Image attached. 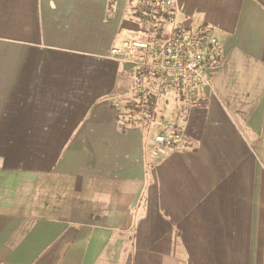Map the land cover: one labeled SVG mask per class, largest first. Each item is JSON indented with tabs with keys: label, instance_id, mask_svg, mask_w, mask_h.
Returning <instances> with one entry per match:
<instances>
[{
	"label": "crops",
	"instance_id": "1",
	"mask_svg": "<svg viewBox=\"0 0 264 264\" xmlns=\"http://www.w3.org/2000/svg\"><path fill=\"white\" fill-rule=\"evenodd\" d=\"M142 1L0 0V264H264V0H173L222 56L137 123L110 49Z\"/></svg>",
	"mask_w": 264,
	"mask_h": 264
},
{
	"label": "built area",
	"instance_id": "2",
	"mask_svg": "<svg viewBox=\"0 0 264 264\" xmlns=\"http://www.w3.org/2000/svg\"><path fill=\"white\" fill-rule=\"evenodd\" d=\"M135 36L110 49V56L125 66L132 81L134 122L149 119L154 96H176L190 106L209 85L204 69L222 56V45L208 28H193L177 21L173 0H145L137 5ZM151 119V118H150ZM145 122V121H144ZM154 141L166 148L185 147L189 138L170 121L155 125Z\"/></svg>",
	"mask_w": 264,
	"mask_h": 264
},
{
	"label": "rangeland",
	"instance_id": "3",
	"mask_svg": "<svg viewBox=\"0 0 264 264\" xmlns=\"http://www.w3.org/2000/svg\"><path fill=\"white\" fill-rule=\"evenodd\" d=\"M131 37V36H130ZM129 37H127L126 35L125 36H123V39H128ZM164 100V99H163ZM163 104H164V102H160L159 101V107H163ZM163 109H164V107H163ZM181 110V106L179 105V103L175 100V99H171L170 100V104H169V106H166L165 107V109H164V112H165V119L167 120V121H170V122H174L176 119V117L177 116H175L174 114H173V111L174 110ZM129 116V115H128ZM130 117V116H129ZM132 119V118H131ZM165 119H163V120H161V122H164L165 121ZM148 122V123H150V121H151V119L149 118V119H141V118H139L138 119V122ZM153 135H154V132H153Z\"/></svg>",
	"mask_w": 264,
	"mask_h": 264
},
{
	"label": "trees",
	"instance_id": "4",
	"mask_svg": "<svg viewBox=\"0 0 264 264\" xmlns=\"http://www.w3.org/2000/svg\"><path fill=\"white\" fill-rule=\"evenodd\" d=\"M140 14H141L140 11H136V17H139ZM159 98H160L159 96H154L150 100L149 114H150V118H152V119H155V111H156L157 102H158Z\"/></svg>",
	"mask_w": 264,
	"mask_h": 264
}]
</instances>
